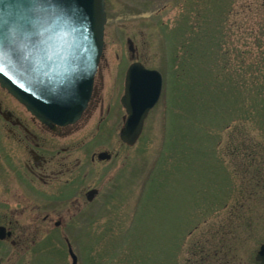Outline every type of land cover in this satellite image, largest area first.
I'll list each match as a JSON object with an SVG mask.
<instances>
[{
	"label": "rangeland",
	"instance_id": "374dc122",
	"mask_svg": "<svg viewBox=\"0 0 264 264\" xmlns=\"http://www.w3.org/2000/svg\"><path fill=\"white\" fill-rule=\"evenodd\" d=\"M156 12L160 33H107L100 59L106 90L114 71L125 66L126 73L134 60L163 75L141 135L130 147L117 137L114 150L111 137L108 143L92 133L88 153L118 154L98 168H79L106 170L100 200L85 206L81 198L64 215L65 230L50 225L46 241L12 254L0 245L5 264H71L58 239L68 233L78 264H257L264 243V0H158ZM7 97L1 89L0 99ZM80 151L79 163L88 161ZM84 179L83 188L92 183Z\"/></svg>",
	"mask_w": 264,
	"mask_h": 264
},
{
	"label": "flooded vegetation",
	"instance_id": "af4514ba",
	"mask_svg": "<svg viewBox=\"0 0 264 264\" xmlns=\"http://www.w3.org/2000/svg\"><path fill=\"white\" fill-rule=\"evenodd\" d=\"M157 2L104 0L103 35L143 36L149 29L151 34L157 35L161 31L156 21ZM119 11L128 16L127 24L120 23ZM113 15V27L107 32L106 26ZM129 43L134 52L133 41L127 39L128 50ZM132 63L147 68L137 60L127 64V67ZM125 69V66H119L114 71L109 77L111 87L106 90L104 85L108 76L101 73L100 61L85 109L77 121L65 125L43 124L8 94L9 101L0 99V245L3 250L8 248L12 254L15 247L28 243L33 245L37 238L38 243L46 241L50 225L53 224L54 228L62 226L65 230V220L78 208L81 198L85 199V206L100 200L105 186L103 182L110 181L106 170L84 171L79 168L85 164L98 168L107 164L105 162L117 160L118 154L113 150L102 148L88 153L86 147L93 140L92 133H103L106 142L111 137V148L115 150L119 137L117 132L125 120V109L121 104ZM89 133L92 134L91 139L88 138ZM119 141L121 146L126 147ZM82 147L85 149L83 157L88 161L79 163ZM100 153H106V157L100 159ZM84 178L92 182L85 188ZM65 214L68 216L66 219ZM74 227H70L69 231ZM58 239L71 244L73 237L68 233ZM0 264H5L3 257H0Z\"/></svg>",
	"mask_w": 264,
	"mask_h": 264
},
{
	"label": "water",
	"instance_id": "95a60500",
	"mask_svg": "<svg viewBox=\"0 0 264 264\" xmlns=\"http://www.w3.org/2000/svg\"><path fill=\"white\" fill-rule=\"evenodd\" d=\"M21 2L22 0H0V15L16 10ZM68 3L79 10L82 19L75 25V31L71 35L73 47L67 62L57 55L60 48L50 52L52 61L41 65L39 70L27 61L11 60L0 52V67L4 69L0 72V86L24 105L31 115L47 125H65L79 119L88 102L103 51V0H68ZM129 51L133 52L131 43ZM69 77L73 79L70 81ZM70 83L75 88V99L72 103H65L60 99V93ZM124 85L121 103L127 116L119 136L123 143L131 146L142 131L147 113L160 97L162 79L159 72L146 70L134 63L126 72ZM105 157V153L99 154L100 159ZM91 198L90 196L89 199ZM68 251L71 264H77L71 247ZM256 260L264 264V244L260 247Z\"/></svg>",
	"mask_w": 264,
	"mask_h": 264
},
{
	"label": "snow or ice",
	"instance_id": "6c2138e0",
	"mask_svg": "<svg viewBox=\"0 0 264 264\" xmlns=\"http://www.w3.org/2000/svg\"><path fill=\"white\" fill-rule=\"evenodd\" d=\"M81 19L79 10L72 8L68 0H22L16 10L0 15V52L17 62L27 61L39 70L52 61L50 52L60 48L57 55L67 62L73 47L71 35ZM60 99L65 103L74 101L75 88L71 83L62 90Z\"/></svg>",
	"mask_w": 264,
	"mask_h": 264
}]
</instances>
